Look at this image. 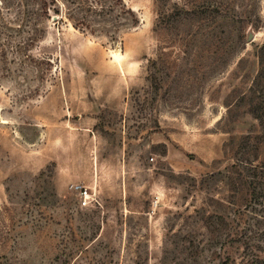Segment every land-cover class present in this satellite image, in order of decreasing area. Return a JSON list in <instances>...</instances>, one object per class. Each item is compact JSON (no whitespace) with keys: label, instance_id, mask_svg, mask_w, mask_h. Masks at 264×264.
<instances>
[{"label":"rangeland","instance_id":"374dc122","mask_svg":"<svg viewBox=\"0 0 264 264\" xmlns=\"http://www.w3.org/2000/svg\"><path fill=\"white\" fill-rule=\"evenodd\" d=\"M124 1L139 24L115 37L4 11L0 264H264L261 232L235 239L219 205L228 130L257 127L223 118L257 72L264 0Z\"/></svg>","mask_w":264,"mask_h":264},{"label":"trees","instance_id":"16d2710c","mask_svg":"<svg viewBox=\"0 0 264 264\" xmlns=\"http://www.w3.org/2000/svg\"><path fill=\"white\" fill-rule=\"evenodd\" d=\"M5 10L21 20L49 16L51 11L60 15L65 10L67 20L76 29L112 37L139 24L137 13L124 0H0V25L5 20ZM256 55L258 69L251 85L234 89L224 100L227 112L223 122L226 128L231 127L238 112L244 111L257 121V127L241 135L233 134V128L228 130L223 160L229 163L219 173L225 190L224 202L219 201V205L236 208L239 216L234 237L246 245L258 232L264 238V44ZM243 62L241 58L238 69Z\"/></svg>","mask_w":264,"mask_h":264},{"label":"built area","instance_id":"2783aa9c","mask_svg":"<svg viewBox=\"0 0 264 264\" xmlns=\"http://www.w3.org/2000/svg\"><path fill=\"white\" fill-rule=\"evenodd\" d=\"M72 188L79 195L81 207L89 206L94 202V199H95L94 195L91 192V190H89V188H86V187L81 186V185H75V186H72Z\"/></svg>","mask_w":264,"mask_h":264},{"label":"water","instance_id":"95a60500","mask_svg":"<svg viewBox=\"0 0 264 264\" xmlns=\"http://www.w3.org/2000/svg\"><path fill=\"white\" fill-rule=\"evenodd\" d=\"M249 39H250V40L252 39V34H250Z\"/></svg>","mask_w":264,"mask_h":264}]
</instances>
